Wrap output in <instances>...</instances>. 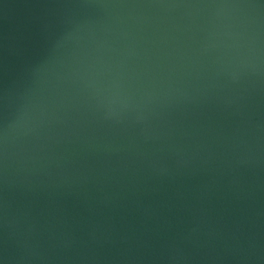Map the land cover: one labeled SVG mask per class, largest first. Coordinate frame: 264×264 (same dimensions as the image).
I'll list each match as a JSON object with an SVG mask.
<instances>
[{
	"label": "water",
	"instance_id": "obj_1",
	"mask_svg": "<svg viewBox=\"0 0 264 264\" xmlns=\"http://www.w3.org/2000/svg\"><path fill=\"white\" fill-rule=\"evenodd\" d=\"M0 264H264V0H0Z\"/></svg>",
	"mask_w": 264,
	"mask_h": 264
}]
</instances>
